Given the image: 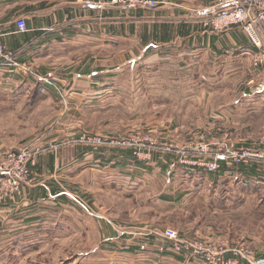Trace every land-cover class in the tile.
Returning a JSON list of instances; mask_svg holds the SVG:
<instances>
[{"label": "rangeland", "instance_id": "obj_1", "mask_svg": "<svg viewBox=\"0 0 264 264\" xmlns=\"http://www.w3.org/2000/svg\"><path fill=\"white\" fill-rule=\"evenodd\" d=\"M101 5L119 6L105 0ZM254 53L240 59L237 72H228L222 84L218 73L210 74L204 92L199 75L191 77L194 71L125 63L119 50L101 43L90 46L88 95L81 87L70 93L72 85L63 89L55 80L73 64L19 60L28 64L23 73L0 67L52 96L23 99L18 104L26 107L16 111L0 109V159L18 150H7L17 142L58 144L54 129L66 125L72 132L67 139L81 147L82 158L70 170L76 175L59 180L64 200L46 205V221L39 214L30 221H0V264H136L142 257L136 246L147 236L158 256L166 249L175 264H205L198 255L173 252L160 235L165 228L244 247L264 259V160L226 158L213 172L198 164L220 149L264 150V66L256 65ZM146 247L141 249L154 250Z\"/></svg>", "mask_w": 264, "mask_h": 264}, {"label": "crops", "instance_id": "obj_2", "mask_svg": "<svg viewBox=\"0 0 264 264\" xmlns=\"http://www.w3.org/2000/svg\"><path fill=\"white\" fill-rule=\"evenodd\" d=\"M101 1L0 0V40L21 61L42 66L73 64L74 69L60 73L55 80L63 89L67 88L64 83L72 85L70 93L73 88L81 87L80 92L86 95L90 94V46L94 43H101L103 49L116 48L125 63L135 60L194 71L186 74H192V79L199 75L200 92L206 91L203 84L210 74L218 73L216 82L222 84L228 72H237L238 61L252 58L255 51L239 26L214 31L203 25L204 18L212 13L214 0H157L153 8H105ZM18 18L25 19L24 32L16 30ZM28 82V78L0 68V102L3 103L0 109L8 112L24 108L26 105L20 107L18 103L28 98L51 99L47 91H33ZM58 113H65L60 105ZM69 128L66 125L54 129L52 141L60 145L37 155L32 166L33 181L24 187L21 195L0 201V221H30L36 214L40 222L46 221V205L63 202L59 180L76 175L77 172L70 170L75 171L82 159L81 147L67 139L72 134ZM17 143L7 150L19 149L25 142ZM2 148L0 145V155ZM147 237L152 239H141L136 246L140 248L138 255L142 256L136 264H175L166 249L158 256L159 249L151 243L153 237ZM143 246L150 250L154 247L155 251L141 249Z\"/></svg>", "mask_w": 264, "mask_h": 264}, {"label": "built area", "instance_id": "obj_3", "mask_svg": "<svg viewBox=\"0 0 264 264\" xmlns=\"http://www.w3.org/2000/svg\"><path fill=\"white\" fill-rule=\"evenodd\" d=\"M105 2L111 5L141 8H153L158 4L157 0H105ZM211 8L212 13L204 18V25L220 31L233 25L241 27L251 45L256 48L254 55L256 57L258 54L263 56L262 58L255 57L256 65L264 66V43L261 39V31H264V0H214ZM15 26L18 32H24L26 30L25 19H16ZM27 66V63H22L16 58V53L6 50L0 40V67L23 73L22 70L27 69ZM259 84L261 86L259 88L264 89V82ZM96 140L97 144L107 143L100 138H96ZM218 144L217 140L213 143V145ZM59 145L60 143L51 144L49 147L56 148ZM49 147L43 148L26 144L0 159V201L21 195L24 187L32 183L31 167L34 165L37 155ZM210 155L207 159L209 161L204 159L198 162L210 172L216 171L226 158H231L233 162H244L249 158L264 160V150L250 152L247 149L234 151L220 149ZM73 199L85 207L79 198ZM160 235L173 252L198 255L204 259L205 264H264L263 258H257L251 250L244 247L226 246L222 241L211 244L200 239L184 237L173 228H165Z\"/></svg>", "mask_w": 264, "mask_h": 264}, {"label": "trees", "instance_id": "obj_4", "mask_svg": "<svg viewBox=\"0 0 264 264\" xmlns=\"http://www.w3.org/2000/svg\"><path fill=\"white\" fill-rule=\"evenodd\" d=\"M222 163H223V162H222ZM222 163H221V164H222ZM31 168H32V167H31ZM62 195H63V194H62ZM261 258H263V257H261Z\"/></svg>", "mask_w": 264, "mask_h": 264}]
</instances>
